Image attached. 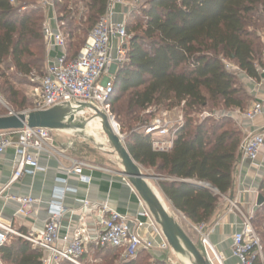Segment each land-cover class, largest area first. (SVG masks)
Returning a JSON list of instances; mask_svg holds the SVG:
<instances>
[{
  "label": "trees",
  "instance_id": "16d2710c",
  "mask_svg": "<svg viewBox=\"0 0 264 264\" xmlns=\"http://www.w3.org/2000/svg\"><path fill=\"white\" fill-rule=\"evenodd\" d=\"M34 1L29 5L24 0H0V70L3 65L14 69L9 77L29 76L46 61V7ZM77 1L54 0L69 59L81 51L109 3L79 0L84 10L77 23ZM127 29L131 35L128 60L117 73L110 101L115 122L125 131L124 142L133 158L154 171L158 188L173 206L196 224L208 223L222 196L233 189L244 134L229 115L195 120L192 113L216 108L245 112L252 104L241 75L227 64L261 79L264 0H142L130 15ZM5 77L0 71V80ZM0 93L8 102L20 104L18 112L34 105L26 107V99H20L8 80ZM176 109L185 121L170 129L173 147L154 149L153 135L143 128L160 111ZM4 111L0 106V112ZM260 194L264 197V178ZM253 223L264 250V203ZM99 249L122 251L112 247H91L90 251ZM43 257L41 248L15 234H9L0 247L1 264H43ZM109 258L103 261L113 264ZM120 264L170 263L143 249Z\"/></svg>",
  "mask_w": 264,
  "mask_h": 264
},
{
  "label": "built area",
  "instance_id": "2783aa9c",
  "mask_svg": "<svg viewBox=\"0 0 264 264\" xmlns=\"http://www.w3.org/2000/svg\"><path fill=\"white\" fill-rule=\"evenodd\" d=\"M40 1L48 11L50 10L44 23V39L48 50H55L57 54L41 78L33 107L24 111L45 110L69 104L74 121L88 119L87 114L91 112L96 114L93 107L105 112L113 121L110 101L115 91V80L118 71L128 60L131 35L127 29V20L141 6L142 0H109L106 13L90 31L85 45L73 59L68 56L66 38L59 27L54 0ZM117 5L126 9L120 13L123 17L120 20L115 18L118 14ZM51 10L54 11L53 17L50 16ZM52 18L56 22L55 26L52 24ZM227 67L238 71L240 75L243 73L233 63H228ZM262 111L263 104L256 101L244 112V117L251 121ZM70 116L66 117V121ZM174 125L170 121L162 124V121L157 119L146 127V133L160 131L161 135H153L154 149L167 150L173 147L174 136L170 129ZM165 136L168 139H163ZM8 148L15 150L11 182L25 173L33 175L42 169V155L52 154L54 151L52 130L25 127L0 131V153ZM263 148L264 134L251 133L243 140L242 155L250 161H256ZM86 166L90 165L75 160L67 172L69 175H77L81 181L90 182L91 177L83 172ZM124 180L136 192L126 177ZM64 197L65 191H61L50 201L49 215L40 235H26L0 222V247L7 241L9 234L22 236L44 251L43 264H61L63 261L85 264L83 257L91 247L121 248L126 260L135 258L143 249L164 251L172 248L162 227L142 198H139L140 211L133 217L117 212L107 203L99 205L84 199L82 204L85 208H101L106 214L100 221V227L95 232L77 228L73 234L62 233L61 226L67 211ZM10 199L17 203V213L24 216L37 214V206L41 203V200L32 194L10 196ZM234 207L238 206L235 204ZM253 216H245L241 227L232 236L231 254L238 259L239 264H264L263 244L254 226ZM204 225L202 223L195 226L196 231L201 234L203 253L211 264H223L226 256L215 249L209 233L204 231Z\"/></svg>",
  "mask_w": 264,
  "mask_h": 264
},
{
  "label": "crops",
  "instance_id": "0c3cea01",
  "mask_svg": "<svg viewBox=\"0 0 264 264\" xmlns=\"http://www.w3.org/2000/svg\"><path fill=\"white\" fill-rule=\"evenodd\" d=\"M116 10L118 14L115 18L122 19L120 13L126 10L125 7L117 5ZM56 54L57 51L48 50L50 61ZM262 70L264 68L260 69L262 75L259 80L248 77L244 73L241 75L247 92L253 98L252 104L256 101L263 104L262 113L249 121L244 117V112L240 110L225 111L241 127L244 139L251 133L264 134V71ZM58 131V133H52L53 153L42 155L40 158L42 169L33 175L25 173L21 178L11 182L15 150L8 148L5 152L0 153V222L26 235L42 234L49 215L50 201L61 191H65L64 204L67 208L61 226L62 233L73 234L77 228H86L89 232H95L100 227V221L106 214L101 208H85L82 204L84 199L99 205L107 203L121 214L136 216L140 211V196L131 189L124 180V176L119 173L122 168L110 167L106 162H100L87 156L79 157L74 141L65 139L69 133ZM163 139H168V137L165 136ZM75 160H81L90 165L86 166L83 171L84 174L91 177L90 182L81 181L77 175H69L67 170L73 166ZM263 178L264 148L256 161H250L242 155L235 168L233 189L228 194V196L234 195L233 201L225 195L222 196L212 220L204 223V231L209 233L211 243L217 251L226 256L223 264H239L238 259L231 254L232 236L241 227L244 217L254 215L258 209L257 201ZM160 193L165 199L170 213L191 239L195 243L198 239L201 241V234L195 229L197 224L177 210L161 191ZM28 194L41 200L37 206L38 212L29 216L20 215L17 213V203L11 200L10 196ZM235 204L238 207H234ZM201 250L203 251V248ZM152 254L154 258L168 261L160 250H153ZM176 256L179 262L188 264L180 254L176 253Z\"/></svg>",
  "mask_w": 264,
  "mask_h": 264
},
{
  "label": "water",
  "instance_id": "95a60500",
  "mask_svg": "<svg viewBox=\"0 0 264 264\" xmlns=\"http://www.w3.org/2000/svg\"><path fill=\"white\" fill-rule=\"evenodd\" d=\"M264 76V74H263ZM96 114L102 118V128L108 140L117 152L122 163L121 175L126 177L134 187L140 198H142L153 213L155 219L162 227V230L170 243L172 249L177 254H188L193 264H211L205 257L203 251L191 239L182 228L176 218L170 213L167 203L161 193L154 188L149 178L158 179L157 176L148 175L143 171L142 166L133 158L125 145L124 138L121 136L116 122L109 116L93 107ZM73 111L69 104L55 106L45 110L13 111L8 115L0 116V131L18 130L25 127L29 128H48L51 130L77 129L85 135L83 130L86 128V120L74 121ZM70 119L66 121V117ZM242 157V152L239 159ZM233 201L234 195H225ZM264 203V197L259 194L258 206Z\"/></svg>",
  "mask_w": 264,
  "mask_h": 264
},
{
  "label": "rangeland",
  "instance_id": "374dc122",
  "mask_svg": "<svg viewBox=\"0 0 264 264\" xmlns=\"http://www.w3.org/2000/svg\"><path fill=\"white\" fill-rule=\"evenodd\" d=\"M26 3L28 2L29 5H32L35 3L34 0H24ZM32 3V4H31ZM77 9L80 10V13L77 14L76 21L79 23L81 12L84 10V4L81 3L79 0L77 1V4L75 5ZM46 16L48 11V8H46ZM50 16H54V11L51 10ZM53 19V18H52ZM128 21V20H127ZM52 24L55 26L56 22L53 19ZM47 46V45H46ZM50 63V59L48 57V48L46 50V61L43 66L40 67V69H35L33 73L29 76L24 75H17L15 77H9V75L14 74V69L7 68V66L3 65L1 68V73H5V78H2L0 81V86L4 83L5 80H8L10 84L14 86L15 91H18L20 95V99L23 98L26 99V107H29L36 99V96L39 92L40 84H41V78L44 74V71L47 69L48 65ZM7 64H9V60H7ZM0 106L7 112H0V114L8 115L11 110L16 111L19 110L20 104H16L15 102H8L3 94L0 93ZM110 110L112 113L113 118H115L112 110V106H110ZM96 114L91 112L90 114H87L86 119V128L83 130L84 134H81L80 130L74 131L72 129H68L67 133H69V136H65V139H69L70 141H74L77 147L78 156H87L89 158L96 159L97 161L106 162L108 166L113 168H122V163L118 158L117 152L114 150L113 146L111 145L110 141L108 140V137L106 133L104 132L103 128H101L100 124L97 125L95 123H92L93 120L96 118L94 117ZM195 120H202L205 118H213V117H220L222 115H227V113L224 110H220V108H216L214 110L206 109L201 110L199 112H193L192 113ZM94 117V118H92ZM160 119L162 121V124H165L166 122L170 121L172 124H176L179 121L183 122L185 121V117L181 110L176 109L173 112L168 111H160L159 114L151 120V124L155 122V120ZM114 121H116L114 119ZM117 122V121H116ZM150 124V125H151ZM116 127L119 129L118 123L116 124ZM127 130V129H126ZM143 130L146 132V127L143 128ZM70 131V132H69ZM120 131V129H119ZM58 130H52V133H58ZM160 131H155L151 133V135H161L159 133ZM125 131L123 133L120 131L121 136L125 137ZM150 134V133H149ZM143 168V171L146 172L148 175L154 176L155 173L152 169ZM150 184L159 190L157 185V180L149 178ZM160 192V191H159ZM171 212V211H170ZM172 214V213H171ZM255 219V217H254ZM177 220V219H176ZM257 226V225H256ZM183 228V227H182ZM197 240V239H196ZM197 246L201 249L203 248L201 241L198 239L196 241ZM164 258L168 260L170 264H182V262H179L176 256V252L170 248L168 250L162 251ZM111 255V256H110ZM110 257L109 261L113 262V264H120L122 261H124L123 257V251H117L114 249L110 250H91L90 253L85 255V264H106L103 261L104 257Z\"/></svg>",
  "mask_w": 264,
  "mask_h": 264
},
{
  "label": "bare ground",
  "instance_id": "6f19581e",
  "mask_svg": "<svg viewBox=\"0 0 264 264\" xmlns=\"http://www.w3.org/2000/svg\"><path fill=\"white\" fill-rule=\"evenodd\" d=\"M92 123H95V124H97V125L100 124V126H101V128H102V118H101V117H99V116L96 117V118L93 120ZM72 130L76 131V129H72ZM67 131H68V129H67ZM118 158H119V160H120V157H119V156H118ZM120 161H121V160H120ZM180 256L183 257V259H185V260L187 261L188 264H193V262H192V260H191V258L189 257L188 254H180Z\"/></svg>",
  "mask_w": 264,
  "mask_h": 264
}]
</instances>
